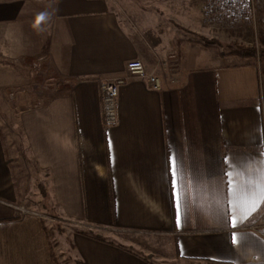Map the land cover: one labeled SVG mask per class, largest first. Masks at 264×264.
<instances>
[{"label":"crops","instance_id":"crops-1","mask_svg":"<svg viewBox=\"0 0 264 264\" xmlns=\"http://www.w3.org/2000/svg\"><path fill=\"white\" fill-rule=\"evenodd\" d=\"M27 2L1 0L0 22L32 14L35 7ZM52 4L51 20L42 26L45 40H35L20 63L50 66L51 76L42 84L35 79L41 72L33 71L29 92L34 100L43 96L47 107L31 123L33 131L39 127L58 136L60 173L70 184L76 180L75 207L60 208L87 230L115 227L170 236L182 261L264 264V196L233 201L228 185L235 178L233 187L237 182L242 187L244 172L264 153L259 65L215 60L194 67L178 59L156 65L111 0ZM134 59L147 72L154 69L161 87L128 73L127 62ZM117 77L124 82L118 121L111 126L104 121L101 84ZM45 137L52 145V135ZM46 144L35 140L39 149ZM170 156L179 162L177 198ZM19 200L0 135V264H58L43 219L32 207L14 206ZM71 240L76 259L85 264H152L91 231L74 232Z\"/></svg>","mask_w":264,"mask_h":264},{"label":"rangeland","instance_id":"rangeland-1","mask_svg":"<svg viewBox=\"0 0 264 264\" xmlns=\"http://www.w3.org/2000/svg\"><path fill=\"white\" fill-rule=\"evenodd\" d=\"M27 1L29 9L35 7L32 14L26 11L18 21L0 22V135L20 192L19 203L13 205L22 210L32 207L33 213L43 219L53 239L58 264H82L73 253L71 240L72 234L81 230L111 239L156 264H186L171 258L170 236L115 227L87 230L89 227L81 219L76 220L60 208L75 207L76 197L72 193L77 190L71 187L76 180L70 184L60 173L59 149L54 147L58 136L39 127L33 131L31 123L37 110L47 107L43 96L34 100L29 92L33 71L41 72L35 79L42 84L51 76L50 66L48 62H41L40 67H29L27 61L20 63L24 53L35 46V40H45L43 32L47 28L38 31L34 21L37 13L48 11L53 0ZM111 3L124 26L146 45L143 48L156 65L175 59L180 65L186 62L194 67L207 66L215 60L248 62L259 60L264 49L258 40L260 23L264 22V0H111ZM48 24L49 21L41 27ZM36 33H41V37ZM45 134L50 138L52 135V145ZM37 139L45 140L46 146L35 147Z\"/></svg>","mask_w":264,"mask_h":264},{"label":"built area","instance_id":"built-area-1","mask_svg":"<svg viewBox=\"0 0 264 264\" xmlns=\"http://www.w3.org/2000/svg\"><path fill=\"white\" fill-rule=\"evenodd\" d=\"M38 67L40 65L37 64ZM127 71L132 75L147 77L151 84L159 88L162 85L161 78L156 72H147L142 60L134 59L127 62ZM124 78L106 79L101 84L102 105L104 121L107 125H114L118 121V98L120 94V86L123 84Z\"/></svg>","mask_w":264,"mask_h":264},{"label":"snow or ice","instance_id":"snow-or-ice-1","mask_svg":"<svg viewBox=\"0 0 264 264\" xmlns=\"http://www.w3.org/2000/svg\"><path fill=\"white\" fill-rule=\"evenodd\" d=\"M169 163L172 168L173 175V195L174 198H177L176 194V175L179 171V162L173 157H169ZM227 175V173H225ZM245 183L241 187L237 182V186L234 188L233 183L235 178H230L228 181L229 185V196L233 201H240L242 198H250L255 196H264V153L260 154L259 159H257L251 166L250 171H245ZM259 208V204L256 205V208H253V211H256ZM179 223V221H178ZM236 226V221L233 220V227ZM235 241V238L233 237Z\"/></svg>","mask_w":264,"mask_h":264},{"label":"trees","instance_id":"trees-1","mask_svg":"<svg viewBox=\"0 0 264 264\" xmlns=\"http://www.w3.org/2000/svg\"><path fill=\"white\" fill-rule=\"evenodd\" d=\"M260 28H261V32L258 34V40L260 41V43L264 46V22L262 21V23H260ZM254 54V53H253ZM248 63H256L259 65L260 71L262 74H264V49L262 50V52L260 53V59L259 60H253V61H248ZM140 255V254H139ZM167 255V254H166ZM165 257H168L166 256ZM142 256V255H140ZM143 259H145L146 261L152 263V264H156L154 262H151L147 257L142 256ZM171 258L174 259H183V257H181L178 252L173 249V254L171 256ZM184 261L186 262V264H220V263H216V262H209L208 263H203L200 261H195L189 258H184ZM82 264H85L83 261H80Z\"/></svg>","mask_w":264,"mask_h":264},{"label":"clouds","instance_id":"clouds-1","mask_svg":"<svg viewBox=\"0 0 264 264\" xmlns=\"http://www.w3.org/2000/svg\"><path fill=\"white\" fill-rule=\"evenodd\" d=\"M51 20V14L47 11H42L37 13L34 26L37 28L38 31H44V28L41 27L42 24Z\"/></svg>","mask_w":264,"mask_h":264}]
</instances>
